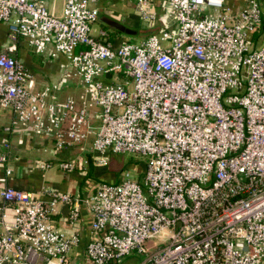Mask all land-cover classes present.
Masks as SVG:
<instances>
[{
  "label": "built area",
  "instance_id": "2783aa9c",
  "mask_svg": "<svg viewBox=\"0 0 264 264\" xmlns=\"http://www.w3.org/2000/svg\"><path fill=\"white\" fill-rule=\"evenodd\" d=\"M95 0H0L10 35L49 58L62 56L82 96L58 98L57 83L35 88L18 58L0 52V109L10 133L24 124L51 153L92 135L89 163L111 153L144 159L140 184L125 172L77 195L7 185L0 176V264H264V44L259 0H164L159 28L114 45L95 35ZM140 20L158 21L150 0ZM257 40V39H256ZM98 108L97 125L90 109ZM0 142V164L9 156ZM87 164L86 161L83 163ZM40 171H71V160H36ZM81 209L88 214L80 256ZM62 211H64L62 213ZM62 216L61 229L55 216Z\"/></svg>",
  "mask_w": 264,
  "mask_h": 264
},
{
  "label": "crops",
  "instance_id": "0c3cea01",
  "mask_svg": "<svg viewBox=\"0 0 264 264\" xmlns=\"http://www.w3.org/2000/svg\"><path fill=\"white\" fill-rule=\"evenodd\" d=\"M64 0H45V5L49 13L54 16H60L62 12ZM155 11H163L164 0H150ZM232 4L233 9L238 10L241 6L242 0H226ZM262 10V27L263 30L256 34L259 36L264 34V0H259ZM116 5V10H106L108 7ZM99 13L109 16L115 20H122L123 24L127 27L136 29L139 28L138 24V12L135 8V0H95L92 3ZM100 7H103L101 11ZM106 7V9L104 8ZM104 12V13H103ZM99 29H105L100 27ZM107 31L108 40L116 45L120 40H126V37L122 36L123 33L117 30ZM125 35V34H124ZM141 37H143L141 35ZM142 39V38H141ZM0 52H6L10 56L20 59L27 69L32 73L35 88L38 89L43 85L50 84L52 82L57 83L58 98L61 99L67 95L79 99L82 96L81 89L76 86L70 78V70L62 56L56 58L46 57L44 54L35 53L26 44V41L18 36H11L6 23L0 22ZM98 108L93 107L90 109L91 122L93 124L98 123L95 117L98 113ZM11 114L6 109H0V142L4 139H8L9 143V156L4 164H0V176L4 174L6 166L10 169V173L6 177L7 185L31 191L37 196L43 187H49L57 191L70 193L77 195L79 204L81 200L91 191L92 187L96 183V178L87 177V171L84 167H90L89 163V151L93 136H89L86 140L78 145L73 146L70 149L64 150L60 155H53L51 153L52 144L49 140L43 139L42 136H36L31 133L29 126L21 124L18 128L10 133H4L2 127L7 125L10 121ZM59 158L71 160L75 167L71 171H61L57 167L53 166L47 170L40 171L34 168L32 165L36 160H48L56 162ZM84 161L87 162L84 165ZM85 172H84V171ZM62 174L64 176L62 177ZM63 178V179H61ZM40 195V193H39ZM64 211H62L63 213ZM81 218L84 224L89 222L88 214L84 209H81ZM55 223L61 229L66 226L62 222V216L59 214L55 216ZM125 261V260H123Z\"/></svg>",
  "mask_w": 264,
  "mask_h": 264
},
{
  "label": "rangeland",
  "instance_id": "374dc122",
  "mask_svg": "<svg viewBox=\"0 0 264 264\" xmlns=\"http://www.w3.org/2000/svg\"><path fill=\"white\" fill-rule=\"evenodd\" d=\"M104 8L106 9V7ZM117 8L118 7H116V5H113L112 7H108L106 10L113 11V10H116ZM100 9L101 11H103V7H100ZM138 21H139L138 22L139 28H137L138 31L151 24L154 26L157 24L156 20L152 22H149L147 20L145 21L138 20ZM100 27H104V25L100 23L98 20H96L95 22L90 24V32L93 35H95ZM105 29L108 31L112 30L111 28H108V27H105ZM122 36L126 37V40H128L129 42H136V43L139 42L141 38L145 37V36L141 37V34L139 32H137V34L135 35L122 34ZM255 43H256V46L260 44H264V34L259 36L258 39L255 41ZM96 125H97V122H96ZM88 156L90 157V151H89ZM60 159L61 158H59L58 160ZM143 164H144V159L138 155L131 154V153H111L109 152L107 155V164L105 166L103 167L86 166L84 167V169L85 171L88 172L87 177L96 178V180H101L103 182L114 181L118 179L119 177H121V175L126 172L129 175V177L133 180H136L140 184L142 190H144V186L142 184V174H141L143 167H144ZM63 176L64 174H62V177ZM88 223L89 222L85 224V229L88 228ZM140 259H141L140 255H137L134 252H132L131 254H128L123 258V260H125L123 261V264H132L134 263V261H138Z\"/></svg>",
  "mask_w": 264,
  "mask_h": 264
},
{
  "label": "water",
  "instance_id": "95a60500",
  "mask_svg": "<svg viewBox=\"0 0 264 264\" xmlns=\"http://www.w3.org/2000/svg\"><path fill=\"white\" fill-rule=\"evenodd\" d=\"M96 20H98L100 23H102L105 27L111 28L113 30H117L120 33L126 34V35H135L137 34L136 29L127 27L126 25L123 24L122 20H115L109 16H106L102 13L97 14ZM263 30V27L261 26L259 33ZM120 177L116 179V182H118ZM99 182V181H96ZM79 203V202H78ZM86 235H87V230L85 229V224L82 221V230H81V238H80V243H79V254L80 256L83 246L85 244L86 240Z\"/></svg>",
  "mask_w": 264,
  "mask_h": 264
},
{
  "label": "trees",
  "instance_id": "16d2710c",
  "mask_svg": "<svg viewBox=\"0 0 264 264\" xmlns=\"http://www.w3.org/2000/svg\"><path fill=\"white\" fill-rule=\"evenodd\" d=\"M162 13H163V11L157 13V15H158V19L157 20L158 21H157V24L155 26L151 24V25H149V26H147L145 28L140 29L139 33L142 36H147L150 33L156 32L157 29L159 28V20H160V16H161ZM253 38L255 39L254 41H256V39H257L256 34L253 36ZM114 181L116 182V180H114Z\"/></svg>",
  "mask_w": 264,
  "mask_h": 264
}]
</instances>
